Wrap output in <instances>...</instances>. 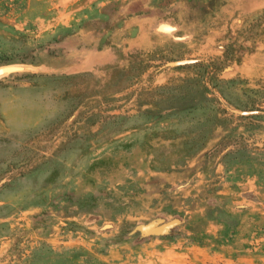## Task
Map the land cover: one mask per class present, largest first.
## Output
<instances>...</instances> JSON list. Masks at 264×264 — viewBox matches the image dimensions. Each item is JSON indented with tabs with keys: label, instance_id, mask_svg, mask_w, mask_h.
<instances>
[{
	"label": "rangeland",
	"instance_id": "rangeland-1",
	"mask_svg": "<svg viewBox=\"0 0 264 264\" xmlns=\"http://www.w3.org/2000/svg\"><path fill=\"white\" fill-rule=\"evenodd\" d=\"M0 264H264V0H0Z\"/></svg>",
	"mask_w": 264,
	"mask_h": 264
},
{
	"label": "water",
	"instance_id": "water-1",
	"mask_svg": "<svg viewBox=\"0 0 264 264\" xmlns=\"http://www.w3.org/2000/svg\"><path fill=\"white\" fill-rule=\"evenodd\" d=\"M175 64L179 65V64H182V62H176Z\"/></svg>",
	"mask_w": 264,
	"mask_h": 264
}]
</instances>
